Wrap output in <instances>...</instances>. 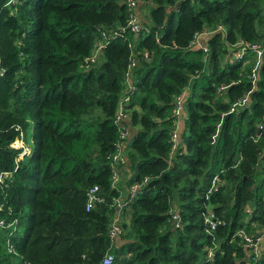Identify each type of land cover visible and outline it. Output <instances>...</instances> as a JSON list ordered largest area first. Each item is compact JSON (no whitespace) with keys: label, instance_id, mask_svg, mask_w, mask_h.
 Wrapping results in <instances>:
<instances>
[{"label":"trees","instance_id":"16d2710c","mask_svg":"<svg viewBox=\"0 0 264 264\" xmlns=\"http://www.w3.org/2000/svg\"><path fill=\"white\" fill-rule=\"evenodd\" d=\"M6 1L0 219L13 222L0 224V264H101L106 252L114 254L111 264H264V241L252 260L235 233L264 230V0H138L139 9L149 7L145 34L143 19L137 32L122 29L126 0ZM219 23L224 30L204 35L207 52L192 43ZM240 40L260 43L262 54L229 59ZM131 55L123 138L114 116ZM183 91L173 150V101ZM16 126L30 146L20 158L10 145ZM133 182L141 185L129 200ZM92 184L103 199L87 209ZM120 197L128 201L123 243L115 245L109 224ZM172 207L179 226L169 220ZM208 209L224 221L212 230Z\"/></svg>","mask_w":264,"mask_h":264},{"label":"built area","instance_id":"2783aa9c","mask_svg":"<svg viewBox=\"0 0 264 264\" xmlns=\"http://www.w3.org/2000/svg\"><path fill=\"white\" fill-rule=\"evenodd\" d=\"M17 0H7V4L15 3ZM127 5L130 9L129 18L127 21V24L125 26H122V29L125 30L127 28V31L131 32H137L140 30L142 25L140 24L141 17H140V11L138 7V0H126ZM224 30V26L219 23L213 28L205 29L204 31L198 32L194 36V40L192 41L193 44L197 43L198 37L200 34H209L216 30ZM103 38H107V34L102 31L101 32ZM201 41H198L199 47L202 48L204 52H207V44L206 43H200ZM105 42L98 43L93 50V54L90 57V60H93L95 56L100 52L102 46ZM235 48L230 52L232 59H241L245 56V54L248 51L254 52L258 56L262 54L263 46L258 42H251L250 44H246L243 40L238 41L235 44ZM148 53L144 52V56H147ZM136 59L133 55H131L130 58V64L128 66V70L125 73V80H124V88L123 93L119 97L118 103H117V110L114 116V121L118 124H120V130L119 134L120 137L126 138V135L128 134V128L126 126V120L129 117V103L131 100L130 91L134 88V82L135 78L132 79V81L128 80V76L131 74L132 67L135 65ZM4 72V67L0 65V74ZM223 86H219V89H221ZM184 98L185 93L184 91L177 94L174 98V106L172 108L173 114L175 116V123H177L178 118L183 114V106H184ZM238 102H242V100H238ZM235 107V104H231L230 109L233 110ZM258 128L260 130H264V122H260L258 124ZM16 129H19V134L10 142V145L14 148H19L20 151L18 153V158L22 157L24 154L30 152V146L26 143L23 132L20 129V127L16 126ZM177 136L175 128L172 132V137L174 140L173 145L175 144V138ZM118 146L124 147L125 143L124 141H119ZM121 148L113 154L112 159L117 162L119 160H122V152ZM113 161V162H114ZM146 179V178H145ZM118 180L117 176V170L116 167L112 169V185H116ZM139 182H133L130 184L129 187V200L134 196L138 188L140 187ZM103 199V194L101 193L100 186L98 184H92L87 188L86 192V208L89 209L91 206H93L94 203L99 202ZM127 199H116V206L117 211L112 216L109 224V236L111 238L120 235L123 231L122 225H121V209L124 208V206L127 205ZM170 214V222L175 225L179 226L180 224V215L175 209H171ZM204 223L206 227L209 230H212L217 227L219 223H224V221L217 217V215L213 212V210L208 209L204 214ZM0 224H5L3 219H0ZM238 236L240 241L243 245H245L248 248V251L252 253V260H255L259 255L260 245L262 244V239L264 236V230L256 233H250L247 232L244 228H238L235 232ZM213 254L212 247L207 248V256L210 257ZM129 255V254H128ZM114 259V254L112 252H106L101 260V264H111ZM253 261L248 262L247 264H252Z\"/></svg>","mask_w":264,"mask_h":264},{"label":"crops","instance_id":"0c3cea01","mask_svg":"<svg viewBox=\"0 0 264 264\" xmlns=\"http://www.w3.org/2000/svg\"><path fill=\"white\" fill-rule=\"evenodd\" d=\"M139 11H140V17H141V19H144V16L141 15V10H140V9H139ZM205 39H206V37L204 38V35H203V34H200V36L198 37V40L196 41L197 43H195L194 45H195V46H199L198 41H201V40H202V42H200V43H203V44H204V43H205V41H204ZM228 57H229V59H232V56H231L230 52L228 53ZM133 78H135V77H134V74L132 75V73H131V74L128 76V80L132 81ZM182 118H183V115H181V116L178 118L177 123H175V125H174V128H175V130H176L177 136H176V138H175V144L173 145V150L176 148V146H177V142H179L178 136H179L180 131H181L182 126H183ZM127 123H128V119L126 120V126H127ZM127 128H128V126H127ZM124 143H125V145H126V142H125V141H124ZM122 156H123V155H122ZM121 211H122V210H121ZM112 240L115 242V245H119V244L123 243V242H122L123 240L121 239V237H120L119 235L113 237ZM263 241H264V236H263L262 242H263Z\"/></svg>","mask_w":264,"mask_h":264},{"label":"rangeland","instance_id":"374dc122","mask_svg":"<svg viewBox=\"0 0 264 264\" xmlns=\"http://www.w3.org/2000/svg\"><path fill=\"white\" fill-rule=\"evenodd\" d=\"M140 10H141V15L144 16L143 22L145 23V24L143 23L144 29L142 30V34H145L148 31L149 26L152 24V22L150 20V15H149V7L148 8H146V7L141 8L140 7ZM26 139H28V140L30 139V129L29 128L26 130ZM120 219L121 220L123 219L122 215H121Z\"/></svg>","mask_w":264,"mask_h":264},{"label":"water","instance_id":"95a60500","mask_svg":"<svg viewBox=\"0 0 264 264\" xmlns=\"http://www.w3.org/2000/svg\"><path fill=\"white\" fill-rule=\"evenodd\" d=\"M179 4V1H177L175 4L168 6V9H176ZM262 156L264 157V151L262 153Z\"/></svg>","mask_w":264,"mask_h":264},{"label":"clouds","instance_id":"9594fccd","mask_svg":"<svg viewBox=\"0 0 264 264\" xmlns=\"http://www.w3.org/2000/svg\"><path fill=\"white\" fill-rule=\"evenodd\" d=\"M12 222H13V221H11V222H7V223H6V222L4 221V223H5L4 225H5V226H8V227H11V226H12Z\"/></svg>","mask_w":264,"mask_h":264}]
</instances>
